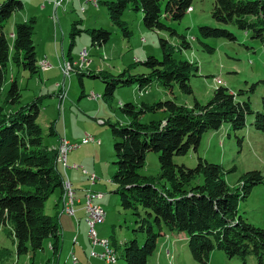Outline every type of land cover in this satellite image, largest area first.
<instances>
[{
	"label": "trees",
	"instance_id": "1",
	"mask_svg": "<svg viewBox=\"0 0 264 264\" xmlns=\"http://www.w3.org/2000/svg\"><path fill=\"white\" fill-rule=\"evenodd\" d=\"M110 21L124 37L129 38L123 13L126 9L142 12L144 26L152 31H166L170 37H159L161 58L148 55L140 63L147 71L130 72L129 67L117 75L105 71L88 76L104 83L101 97L111 98L116 87L137 83L141 89L152 81L165 90L176 85L183 94H192L191 75L198 70L196 63L176 53L191 47L186 36L180 35L166 21H180L191 11V0H101ZM21 0L0 3V228L7 231L16 255L43 249L45 240L56 257L60 248L61 229L57 216L46 213L48 198L61 191L63 173L57 162V149L43 143L42 129L37 122L43 96L22 104L20 89L15 80L3 94L4 74L9 63L26 70L30 76L39 73L37 52L33 42L34 21L17 22L12 37L7 36L5 22L19 9ZM190 9V10H189ZM213 20L232 25L264 46V0H214L210 11ZM77 22V21H75ZM81 30L73 24V37ZM91 44L102 45L111 32L103 27L86 29ZM201 38L213 37L235 40L226 29L199 25ZM197 40L208 51L213 47ZM71 46V45H70ZM71 49V48H70ZM84 74L80 72V76ZM223 82V80H222ZM129 118L127 123H109L114 138L115 170L111 174L113 190L118 194L120 207L134 218L133 234L143 233V243L136 236L124 242L121 253L125 264H146L157 248L159 237L177 232L187 239L191 257L207 264L211 251L219 250L228 257L242 261L254 255L259 264L264 255V228L238 215V204L252 189L264 186V170H247L230 185L221 164L199 155L196 164L187 167L176 164L173 156L184 155L189 149L197 151L202 135L227 123L234 132L246 125V115L253 113V126L264 132V111H253L249 101H238L225 86L214 88L210 99L202 104L194 98L192 105L174 99L142 101L137 107L128 102L120 109ZM147 113H159L161 118H141ZM54 121L48 135L54 136ZM242 138L238 137V144ZM148 151L158 153L159 172L144 175ZM138 238V237H137ZM3 249H0L2 251ZM50 259L47 264H51ZM53 263H55L53 261Z\"/></svg>",
	"mask_w": 264,
	"mask_h": 264
},
{
	"label": "rangeland",
	"instance_id": "2",
	"mask_svg": "<svg viewBox=\"0 0 264 264\" xmlns=\"http://www.w3.org/2000/svg\"><path fill=\"white\" fill-rule=\"evenodd\" d=\"M4 1L0 0V3ZM21 1L22 9L16 11L5 22V28L9 34L7 36L12 37L15 23L27 21L31 17L35 19L32 38L37 52L39 73L30 76L26 70L9 63L4 74L3 94L10 87L11 81L15 80L20 89L19 101L22 104L36 96H43L37 118L42 129L43 143L57 149L60 169L65 172L66 167L70 166L78 171L79 180L83 182L82 189L91 184L86 189L85 197L91 193L103 195L102 197L94 195L92 199V202L100 206L105 213L103 221L94 226V239H106L108 248L114 251L116 257L107 263L99 256L104 248L102 244L90 241V226L87 223V212L83 207L85 224L80 225L78 234L75 226L73 235L71 228L66 227L65 237L63 232L60 236L59 258L56 254V259H60L61 262L53 263L55 256L48 239L42 242L43 249L35 252L30 250L17 256L11 237L6 229L0 228V249H3L0 251V264H47L48 259L51 264H125L121 256L124 242L136 236L142 244L144 234H133L134 218L130 211L120 207L118 194L113 191L116 188L115 184L111 182V174L115 170L112 164L115 156L114 138L109 123H127L129 120L127 115L119 110L120 105L132 102L138 107L142 101L174 99L177 103L191 106L194 98L204 104L210 99L214 88L222 85L235 94L236 100L249 101L254 112L264 111V46L258 40L250 38L244 31L213 20L210 11L214 0H191L190 12H186L180 21L168 20L166 23L178 34L186 36L191 44L190 48L183 50L182 53H176L175 56L193 61L198 67L189 80L192 94H183L176 85L170 92L152 81L149 86L142 89L138 88L137 83L118 86L111 98H105L101 97L104 93L103 81L98 76H88L87 72L96 74L105 71L117 75L132 63L144 60L148 55L161 58L159 37H169L173 41H179V38L170 37L166 31L147 29L141 18L142 12L130 9L124 11L123 18L131 35L129 38L124 37L110 21L101 0ZM74 23L81 31L73 37ZM199 25L226 28L235 34L236 39L231 41L223 38H201L198 34ZM94 27L109 30L111 32L109 40L102 45L91 44L90 34L86 29ZM197 37L212 46L213 51L206 50ZM69 54L73 57L68 58ZM146 71L147 69L140 63H135L130 69L132 73ZM80 72L84 74L80 76ZM60 95H63V98ZM149 117L161 118L159 113H147L141 118V122L148 121ZM253 120L254 114H247L245 127L237 132L232 131L227 123L218 129L206 131L201 137L197 151L191 148L184 155L173 156V161L176 164L193 167L197 161L196 156L199 155L210 162L221 164L228 170L226 181L230 185L237 184L240 175L245 171L264 170V132L253 126ZM53 121L56 134L50 137L48 127ZM89 137H92L93 141L83 143V140ZM238 137L242 138L241 144H238ZM64 142L76 145L66 153L65 162ZM70 151L75 158L81 159L78 163L67 164V154ZM157 159V152L148 151L140 173L157 175L159 172ZM64 175L66 176V173ZM64 175L62 193L57 191L62 196L59 198L62 211L67 214L71 209L72 213L68 215L72 216L75 196L73 194V204L70 206L66 183L68 179ZM91 175L94 176L93 179ZM90 186H93L92 189ZM71 189L74 192L73 187ZM52 197L48 198L45 206L48 214L53 212ZM237 209L238 215L264 228V186L261 183L256 185L245 199L239 201ZM176 233L159 237L157 248L148 257L146 264H203L191 257L184 234ZM76 236L79 237L78 240ZM165 242H168V245H162ZM207 264L259 263L254 255H248L246 260L242 261L237 257H228L219 250H213Z\"/></svg>",
	"mask_w": 264,
	"mask_h": 264
},
{
	"label": "crops",
	"instance_id": "3",
	"mask_svg": "<svg viewBox=\"0 0 264 264\" xmlns=\"http://www.w3.org/2000/svg\"><path fill=\"white\" fill-rule=\"evenodd\" d=\"M56 11H57V9H56ZM70 50H69V53H70ZM70 57H73V56H71L69 54L68 58H70ZM59 62H60V60H59ZM71 152L72 151H70L67 154V164H70V165L78 163L81 160L80 158H78V159L75 158ZM82 162H83V159H82ZM61 170L63 172V175L66 173V176L64 175V177H66L68 179V181L71 184V187H73V189H74V196H75L74 214L71 216V215H68V213L66 214L65 212L62 211V204L60 203V200H59V198H60V192L59 191H56L49 198H51L53 196L51 199L52 200L51 201V208H52L53 212L50 214L58 217V221H59L60 229H61V236H62V232H63V235L65 237L66 227L71 228V232L73 235L75 233V226H76V232L78 234V228L80 227V225L85 224V220H84L85 210L83 208L84 207L83 201L85 199V192L87 191L86 189H88V186L91 184H88L87 187L82 189V183L83 182H82V180H79L78 171L74 170L73 167L71 168L70 166L66 167L65 172L63 171L62 168H61ZM94 183H96V182H94ZM92 187H91V189H92ZM72 221H73V224H72ZM78 239H79V237L76 236V240H78ZM168 242H165L162 245H166V244L168 245ZM48 243H49V241H48ZM57 257L59 258V255ZM57 257H55V259H54L55 263L61 262L60 259H56Z\"/></svg>",
	"mask_w": 264,
	"mask_h": 264
},
{
	"label": "built area",
	"instance_id": "4",
	"mask_svg": "<svg viewBox=\"0 0 264 264\" xmlns=\"http://www.w3.org/2000/svg\"><path fill=\"white\" fill-rule=\"evenodd\" d=\"M190 10V9H189ZM220 80V79H219ZM93 141L92 137H89L88 139H84L83 140V143H87L89 141ZM63 146H64V153H63V161L65 162V159H66V153L68 152V150L72 149L73 147H75L76 145H70L68 144L67 142H64L63 143ZM92 179L94 178L93 175H91ZM67 183V190H69V198H68V203L70 206H72L73 204V190L71 189V184L69 181L66 182ZM94 195L96 196H101L100 194H97V193H91V195L89 196V194L86 195L85 197V201H84V208L87 212V223L89 224V237H90V241H92V243H99V244H102L103 245V250L101 253H100V257L104 258L106 260V262L108 263L109 261H113L115 260V253H113L114 251L111 249V248H108V241H106V239H100V240H95L94 239V236H95V230H94V226L96 223H99L101 221H103L104 219V211L103 209L98 206V205H95L93 202H92V199L94 197ZM68 213H72L71 209H69Z\"/></svg>",
	"mask_w": 264,
	"mask_h": 264
},
{
	"label": "bare ground",
	"instance_id": "5",
	"mask_svg": "<svg viewBox=\"0 0 264 264\" xmlns=\"http://www.w3.org/2000/svg\"><path fill=\"white\" fill-rule=\"evenodd\" d=\"M61 93H62V92H61ZM61 93H60V94H61ZM60 96H61V95H60ZM61 98H63V95L61 96ZM59 142H60V141H59ZM62 183H63V182H62ZM62 187H63V186H62ZM62 190H63V189H62ZM61 193H62V191H61ZM61 197H62V196H60V198H61Z\"/></svg>",
	"mask_w": 264,
	"mask_h": 264
}]
</instances>
